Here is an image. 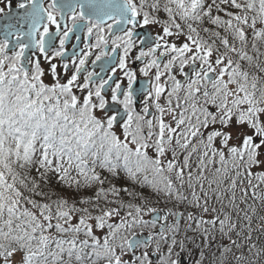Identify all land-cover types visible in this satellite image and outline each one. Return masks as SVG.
<instances>
[{"label": "snow or ice", "instance_id": "obj_1", "mask_svg": "<svg viewBox=\"0 0 264 264\" xmlns=\"http://www.w3.org/2000/svg\"><path fill=\"white\" fill-rule=\"evenodd\" d=\"M0 21V264H264V0Z\"/></svg>", "mask_w": 264, "mask_h": 264}, {"label": "flooded vegetation", "instance_id": "obj_2", "mask_svg": "<svg viewBox=\"0 0 264 264\" xmlns=\"http://www.w3.org/2000/svg\"><path fill=\"white\" fill-rule=\"evenodd\" d=\"M17 0H13V9L15 10ZM3 22V21H0Z\"/></svg>", "mask_w": 264, "mask_h": 264}]
</instances>
